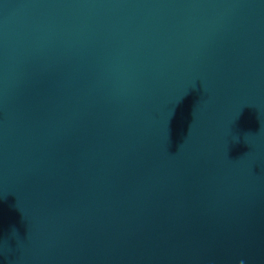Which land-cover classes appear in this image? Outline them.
<instances>
[{"label": "water", "instance_id": "1", "mask_svg": "<svg viewBox=\"0 0 264 264\" xmlns=\"http://www.w3.org/2000/svg\"><path fill=\"white\" fill-rule=\"evenodd\" d=\"M0 264H264V0H0Z\"/></svg>", "mask_w": 264, "mask_h": 264}]
</instances>
